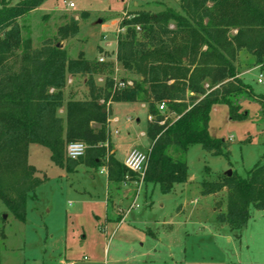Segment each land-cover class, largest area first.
Listing matches in <instances>:
<instances>
[{"label":"trees","instance_id":"obj_1","mask_svg":"<svg viewBox=\"0 0 264 264\" xmlns=\"http://www.w3.org/2000/svg\"><path fill=\"white\" fill-rule=\"evenodd\" d=\"M5 1L0 0V204L16 220L25 221L27 201L46 179L29 164L32 144L46 147L51 161L68 173L79 165L94 170L105 166L110 182L140 181L115 158L109 140L108 109L114 102L147 106L151 146L143 183L158 185L163 194L187 182L185 155L190 146L229 156L226 142L210 136V114L213 107L225 105L230 119L247 115L237 101L252 92L238 78L236 64L241 51L264 63V0H178L180 12L165 8L123 18L120 28L126 34L117 38L116 61L138 76L124 89L115 85L113 62L88 60L83 54L70 58L65 48L49 40L24 54L15 71L8 62L22 44L16 22L48 0H21L15 6ZM79 24L72 18L59 28L60 38L77 36ZM104 74V84L98 85L96 76ZM76 76L86 78L89 99L64 103L67 77ZM63 108L64 117L59 115ZM165 113L177 116L171 119ZM75 141L86 145L85 156L70 160L65 148ZM171 148L178 151L177 157L169 154ZM201 188L203 196L226 191V210L216 221L242 230L250 208L264 211V153L244 176L221 175L203 181Z\"/></svg>","mask_w":264,"mask_h":264},{"label":"rangeland","instance_id":"obj_2","mask_svg":"<svg viewBox=\"0 0 264 264\" xmlns=\"http://www.w3.org/2000/svg\"><path fill=\"white\" fill-rule=\"evenodd\" d=\"M20 1L5 2L15 6ZM165 8L180 12L178 0H48L17 20L22 44L8 64L17 71L24 54L49 40L65 48L70 58L83 54L88 60L113 62L112 76L117 80H137L114 60L117 38L126 34L120 22L134 12L158 13ZM83 13L87 19L81 18ZM72 18L79 20V33L62 40L58 30ZM236 65L238 78L254 95L238 97L247 115L230 119L228 108L218 105L209 122L210 136L226 142L229 156L206 152L198 144L190 146L185 155L188 180L175 184L169 194L161 193L154 183L127 181L141 185L142 192L124 223H106L105 166L94 170L79 165L68 173L51 161L46 147L30 145L29 164L38 170L39 178L46 179L27 201L24 222L0 204V264H264V211L250 208L247 225L233 231L216 221V215L226 210V191L201 194L203 181H214L229 171L244 176L264 153V63L257 64L255 56L241 51ZM106 76H96V83L103 85ZM82 77L66 83L64 103L89 99ZM63 109L59 115L64 117ZM108 117L117 160L123 161L133 149L147 152L151 146L146 136L147 106L114 102ZM169 154L175 158L178 151L171 148ZM150 229L158 240L149 235Z\"/></svg>","mask_w":264,"mask_h":264},{"label":"crops","instance_id":"obj_3","mask_svg":"<svg viewBox=\"0 0 264 264\" xmlns=\"http://www.w3.org/2000/svg\"><path fill=\"white\" fill-rule=\"evenodd\" d=\"M136 5L137 4H134V6H136ZM116 50H117V44H116ZM113 56H114L115 62H117L116 61V52H114ZM78 77L79 76L69 77V79L71 80L70 84H72L73 80L77 79ZM80 77H82V76H80ZM85 81H86V78L84 77L83 78L84 85H85ZM85 90H87V88H85ZM143 105H145V104H143ZM109 108H110V106H109ZM64 110L65 109H63L62 111L64 112ZM149 120H151L150 117H148V121ZM108 122H110L109 117H108ZM108 129H109V126H108ZM113 152L115 153L114 150H113ZM129 152H127V154ZM127 154H126V156H127ZM126 156H125V158H126ZM125 158H124V160H125ZM124 160L120 161V162L124 163ZM103 170H101L100 173L103 174L105 172L106 178H107V193H106V197H105L106 213H107L105 216L106 223L107 224L124 223L130 217L131 208H134L135 202H137L138 196H139L140 192H142L141 185L139 187H136V186L130 184L132 182H127V181L122 182V183L110 182L108 180L107 171L105 170L103 172ZM140 184H142V183H140ZM145 196L147 198L146 191H145ZM161 224L166 225L168 223H165V224L161 223ZM144 225H146V224H144ZM148 233L154 240H158V237L156 236V234L151 229L148 230ZM105 252H106V250H105ZM105 255L107 257V253H105ZM84 260H86V257H84Z\"/></svg>","mask_w":264,"mask_h":264},{"label":"built area","instance_id":"obj_4","mask_svg":"<svg viewBox=\"0 0 264 264\" xmlns=\"http://www.w3.org/2000/svg\"><path fill=\"white\" fill-rule=\"evenodd\" d=\"M69 8H73L72 3L69 4ZM99 61L103 62L105 61V59L100 58ZM114 79H115V85L119 89H124L128 86L133 85L132 80H121V79L117 80L116 78ZM258 81L261 82V76ZM70 82L71 80L68 79L67 83L69 84ZM159 108L161 111H163L165 109V104L160 105ZM85 152H86V145L79 141L68 143L65 148L66 157L70 160H78L84 157ZM147 163H148V151L143 152L138 149H133L127 154L123 164L130 172L136 174L140 178V181L142 183L143 177H144V174L147 168ZM65 264H75V263L69 262Z\"/></svg>","mask_w":264,"mask_h":264},{"label":"water","instance_id":"obj_5","mask_svg":"<svg viewBox=\"0 0 264 264\" xmlns=\"http://www.w3.org/2000/svg\"><path fill=\"white\" fill-rule=\"evenodd\" d=\"M57 47L62 48L60 44H57ZM103 112H105V110H103ZM231 174H232V171H229L226 173L227 176H231Z\"/></svg>","mask_w":264,"mask_h":264}]
</instances>
